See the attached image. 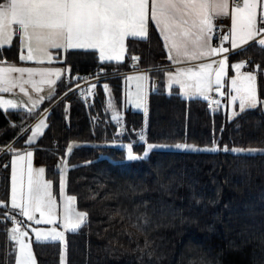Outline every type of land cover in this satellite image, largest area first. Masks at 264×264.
<instances>
[{
    "label": "trees",
    "instance_id": "obj_1",
    "mask_svg": "<svg viewBox=\"0 0 264 264\" xmlns=\"http://www.w3.org/2000/svg\"><path fill=\"white\" fill-rule=\"evenodd\" d=\"M243 49L229 57V76L235 62L249 60L258 74L261 104L233 118L228 98L215 99L214 107L209 99L168 92L159 70L149 75L147 112L131 106L127 75H121L134 69L131 57L146 68L167 60L154 26L149 38L129 39L128 55L119 64L99 61L91 50L61 51L59 63L71 68V89L85 79L107 77L95 83L89 97L66 96V76L38 117L0 108V149L28 148L31 132L25 129L50 109L48 126L32 144L36 160L54 181L59 204L57 162L64 161L66 191L77 196L78 210L89 213L77 232L66 234L67 264H264V50L253 43ZM19 52L14 41L0 50V61L15 62ZM109 97L122 115L119 121L111 119ZM123 120L127 132L120 128ZM144 127L141 143L136 131L143 133ZM75 142L80 145L71 147ZM128 143L137 155L148 151V157L128 161L122 147ZM149 143L158 147L149 150ZM179 143L199 150L178 149ZM235 148L259 151H231ZM8 160L7 154L0 156V200L8 203L7 209L0 206V264H11L5 224L10 230L12 223L2 219L10 216L11 170L2 169ZM33 248L38 264H62V242L33 241Z\"/></svg>",
    "mask_w": 264,
    "mask_h": 264
},
{
    "label": "snow or ice",
    "instance_id": "obj_2",
    "mask_svg": "<svg viewBox=\"0 0 264 264\" xmlns=\"http://www.w3.org/2000/svg\"><path fill=\"white\" fill-rule=\"evenodd\" d=\"M217 18H229L231 24L228 34L221 32L218 37L220 43L214 45ZM153 26L162 37L167 58L178 66L175 71H167L169 90L174 84L179 85L189 98L212 99L213 104H218L212 93L225 96L222 86L230 80L234 93L230 96L234 116L239 114L237 102L239 112L261 104L257 72L242 71L247 62L240 61L232 65L235 75L229 76L227 54L230 49L241 48L249 42L264 50V0H0V50L12 46L15 40L21 49L20 61L40 65L17 66L6 60L0 61V94H23L20 100L0 95V108L18 109L22 100L27 116L38 117L43 102L55 99L58 93L53 90L63 82L66 73L71 90L70 66L67 69L51 66L54 61H61V50L64 53L68 50H91L99 61L120 62L128 55L129 38L147 39ZM224 42L229 46L225 47ZM214 55L217 59H210ZM131 58L136 69L135 62L139 57L133 55ZM189 64L192 66H184ZM150 78L146 72L126 77L134 84V90L128 94L132 104L137 108L143 107L145 112ZM45 86H48L47 95L42 94ZM96 87V84L91 85L93 90ZM103 87L109 89L107 84ZM86 93L87 89L81 95L86 98ZM109 107L113 112L111 119L119 121L120 113L111 99ZM47 119V116L39 118L34 128L25 129V133L31 132L26 136L28 148L11 146L7 150L11 154L10 163L5 165L11 169L10 210H16V214L35 225H52L51 228H43L27 224V228L35 234L36 243L63 242L62 261L67 264L66 231L77 232L86 223L89 213L77 209V196L67 193V178L61 176L59 192L63 197L64 230L56 226L61 215L54 181L46 178L45 167L35 166L32 147L33 141L42 136L48 126ZM140 139H145L143 133ZM147 147L151 150L158 146L149 143ZM175 147L199 150L196 145L187 143H179ZM127 149L128 161H142L149 155L148 151L137 155L131 143ZM224 150L229 151L227 146ZM231 151L252 154L259 150L235 148ZM67 152L71 153L72 148L69 147ZM0 206L7 209L8 203L0 200ZM16 214L2 218L13 225L9 230L5 224L11 264H38L33 241L28 239L30 233L21 226Z\"/></svg>",
    "mask_w": 264,
    "mask_h": 264
},
{
    "label": "crops",
    "instance_id": "obj_3",
    "mask_svg": "<svg viewBox=\"0 0 264 264\" xmlns=\"http://www.w3.org/2000/svg\"><path fill=\"white\" fill-rule=\"evenodd\" d=\"M157 31V33H158V35H159V32H158V30H156ZM160 36V35H159ZM130 39V38H129ZM138 39H140V38H138ZM161 39H162V37H161ZM15 41V40H14ZM15 42H17V41H15ZM213 44L214 45H216V44H218L217 42H216V40H215V36H214V38H213ZM18 43V42H17ZM253 42H249V45L250 44H252ZM18 46H19V44H18ZM224 46L225 47H228L229 45H228V42L227 43H225L224 44ZM248 45H243V46H241V48H237V49H230V51H229V53L230 52H232V51H238V50H241V49H243V48H245V47H247ZM6 47V46H5ZM19 49H20V47H19ZM20 51H21V49H20ZM55 51V50H54ZM61 51H63V50H61ZM69 51V50H68ZM166 51V50H165ZM20 53V52H19ZM167 53V52H166ZM227 54L229 57H230V54ZM210 59H217V57L214 55L213 57H211ZM125 60V59H124ZM123 60V61H124ZM123 61H120V62H116V61H112V62H114V63H117V64H119V63H122ZM240 61H243V60H238L237 62H240ZM8 63H15L17 66H40V65H37L36 64V62H23V61H20V59H19V57H18V60L17 61H15V62H8ZM138 62L136 61V64H137ZM193 63H199V62H193ZM236 63V62H235ZM51 66H53V67H62V68H65L63 65H62V63H59V62H53L52 63V65ZM138 66V65H137ZM185 67H189V66H192L191 64H189V65H184ZM176 67H178L177 65H175V64H173L168 58H167V60H166V62H162L161 64H159V65H156V66H152V67H149V68H146V67H141V66H139V67H137V69H131V70H128L127 72H125L124 74H121V75H127V76H130V75H136V74H139V73H148L149 75H150V73H152L153 71H156V70H159V71H161V73H162V76H163V80H164V82H163V84H164V86L166 85L167 86V71L168 70H172V71H175V69H176ZM229 68H230V63H229ZM66 69V68H65ZM250 70V68L245 64V67L242 69V71H249ZM233 75H235V69H234V67H233ZM66 76H68V74L66 73L65 74V77L63 78V80L66 78ZM150 80H149V84H150ZM226 83H228V85H223L222 86V90L223 91H225V87L226 86H228V91H225V93H226V95L225 96H223V98L224 99H226V98H228V106H229V113H230V117H235V116H237V115H233V106H232V104H231V100H230V96L232 95V94H234L233 92H232V90H231V85H230V80L229 81H227ZM59 85V84H58ZM168 87V86H167ZM167 87H166V90H168V91H172L173 89H177V91L183 96V97H186V98H189V97H187V96H185L184 94H183V90L179 87V85H173L172 86V88H171V90H169V88L167 89ZM57 88V87H56ZM56 88L53 90L54 92L56 91ZM149 88H150V86H148V91H149ZM257 88H258V86H257ZM18 89L16 90V92L18 93ZM33 92H34V90H33ZM258 93H259V89H258ZM43 95H47L48 94V86H45V88H44V92L42 93ZM214 94H216L217 96H218V98L220 99V97H222V96H220L219 95V93H217V92H213L212 93V95H214ZM0 95H3L5 98H11V99H17V100H20L21 99V96L23 95V94H20V95H17V94H15V93H2V94H0ZM126 98H127V100H128V102H129V98H128V94H127V90H126ZM191 98H200V97H191ZM209 100H211V99H209ZM46 102H48V100L46 99L44 102H43V104L40 106V108L44 105V104H46ZM133 108H134V104L133 105H131ZM2 110H4L3 108H1ZM134 109H136V108H134ZM11 110V109H10ZM15 110H27V109H25V108H23V101L21 100V106H20V108H18V109H15ZM137 110V109H136ZM140 110H144V108L143 109H140ZM247 110V109H246ZM34 111H35V109H34ZM236 111L240 114L241 112H239V107H238V102H237V105H236ZM121 116V115H120ZM11 160V159H10ZM9 160V161H10ZM34 164H35V166L37 165L36 164V160H35V156H34ZM11 170V169H10ZM10 207H11V203H10ZM15 211V210H14ZM24 218V222L25 223H32V224H34V222H32V221H27V218L26 217H23ZM35 225V224H34Z\"/></svg>",
    "mask_w": 264,
    "mask_h": 264
},
{
    "label": "rangeland",
    "instance_id": "obj_4",
    "mask_svg": "<svg viewBox=\"0 0 264 264\" xmlns=\"http://www.w3.org/2000/svg\"><path fill=\"white\" fill-rule=\"evenodd\" d=\"M230 54V56L232 55L231 53H229ZM140 74V73H139ZM96 82H93V83H91V85L92 84H95ZM91 85H90V88H91ZM257 86H258V81H257ZM58 87V86H57ZM165 87H167L166 85H165ZM167 89H168V87H167ZM132 90H134V84L132 83V82H130V81H127V94H129V92H131ZM168 91V90H167ZM56 92V91H55ZM169 92V91H168ZM73 93V92H72ZM72 93H71V91H68L67 93H66V96H68V95H72ZM215 95V94H214ZM65 97V96H64ZM128 98H129V103L130 104H132V102H131V99H130V97H129V95H128ZM221 98V97H220ZM111 99V102H112V104L113 105H115V107H116V103H115V100L112 98V97H109V100ZM133 105V104H132ZM134 108H136L137 110H140V109H143V107H141V108H137L135 105H134ZM111 110H112V108H110ZM5 110V109H4ZM49 110L50 109H48V111H45L42 115H40V118H43L44 116H47L46 114L49 112ZM116 110H117V107H116ZM113 113V112H112ZM122 116V115H121ZM120 116V117H121ZM39 120V119H38ZM38 120L36 121V123L38 122ZM123 122L125 123V121L123 120ZM35 123V124H36ZM77 145H80V144H77L76 142L75 143H72V145H71V147H74V146H77ZM6 153V150L4 149V148H1L0 149V154L1 155H3V154H5ZM35 156V155H34ZM35 160H36V157H35ZM36 167H44V166H42V165H40L38 162H37V160H36ZM46 169V168H45ZM65 174H66V171L64 170V171H62V176H65ZM46 178H47V176H46ZM48 179V178H47ZM59 203V202H58ZM60 205V209H59V211H60V215H61V220H59L58 222H57V227L60 229V230H64L63 229V226H62V209H63V198H62V201H61V203L59 204ZM38 215V214H37ZM27 224H32V223H25L24 225H23V228H25L26 230H28L29 231V233H30V235H29V237H28V239H31L32 241H34V238H35V234L34 233H32L31 232V229H28L27 228ZM34 227H43V228H51L52 227V225H46V224H41V225H34V224H32ZM69 231H71V230H67L66 231V234H67V232H69ZM63 243V242H62ZM64 254V253H63ZM62 264H63V261H62Z\"/></svg>",
    "mask_w": 264,
    "mask_h": 264
},
{
    "label": "built area",
    "instance_id": "obj_5",
    "mask_svg": "<svg viewBox=\"0 0 264 264\" xmlns=\"http://www.w3.org/2000/svg\"><path fill=\"white\" fill-rule=\"evenodd\" d=\"M216 23L218 25V28L215 32V38L217 40V42L220 43L218 37L221 35V32H223V34L227 35L230 29V24L231 21L229 18H217ZM225 43V42H224ZM248 62V61H247ZM98 79H94V80H86L83 84H81L80 86L76 87L75 89H73L71 91V93H78L79 97L82 98L84 96L81 95V92H83L85 89H87V93L86 96L90 94V85L91 83L97 81Z\"/></svg>",
    "mask_w": 264,
    "mask_h": 264
},
{
    "label": "water",
    "instance_id": "obj_6",
    "mask_svg": "<svg viewBox=\"0 0 264 264\" xmlns=\"http://www.w3.org/2000/svg\"><path fill=\"white\" fill-rule=\"evenodd\" d=\"M61 169V160L57 162V171L59 172Z\"/></svg>",
    "mask_w": 264,
    "mask_h": 264
}]
</instances>
